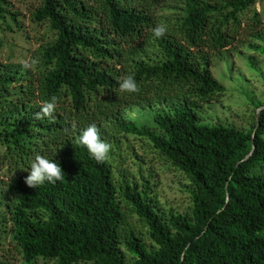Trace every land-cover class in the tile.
<instances>
[{
  "label": "trees",
  "instance_id": "16d2710c",
  "mask_svg": "<svg viewBox=\"0 0 264 264\" xmlns=\"http://www.w3.org/2000/svg\"><path fill=\"white\" fill-rule=\"evenodd\" d=\"M258 2L40 0L32 20L53 36L30 67L0 60V264H19L8 235L23 264H264V102L250 97L248 129L203 115L225 93L214 60L247 44V26L248 48L264 52ZM22 15L0 0V29H24ZM129 74L137 93L119 91ZM52 97V116L35 119ZM92 124L109 144L148 137L190 180V209L161 208L151 180L115 161L120 148L97 162L77 143ZM37 155L58 163L63 181L28 187Z\"/></svg>",
  "mask_w": 264,
  "mask_h": 264
},
{
  "label": "rangeland",
  "instance_id": "374dc122",
  "mask_svg": "<svg viewBox=\"0 0 264 264\" xmlns=\"http://www.w3.org/2000/svg\"><path fill=\"white\" fill-rule=\"evenodd\" d=\"M17 8L22 12L24 29L10 31L0 29V60L3 62L27 63L29 64L35 52L53 36V32L47 24L38 25L33 22L31 13L40 0H13ZM261 12L264 20V0H259L253 8ZM250 19L245 17V24ZM16 28V27H15ZM251 28L247 26L243 34L244 46L237 45L234 49H228L223 61L214 60L212 73L224 87L225 93L211 103L204 106L205 121L213 124H232L239 128L248 129L253 126L255 107L250 104V97L254 101L264 102V52H257L248 48L255 41L250 37ZM241 51L243 54L236 51ZM226 53V52H225ZM253 58V64L250 60ZM251 68L250 64L256 65ZM261 111H256L260 115ZM136 114V112H134ZM117 144H120L117 147ZM111 150L122 151L124 158L120 155L115 161L121 163L123 170L145 176L152 182V196L157 199L161 208L186 212L192 206L190 193V180L180 171L173 169L156 152L148 137L135 134H123L118 140L111 142ZM4 170L0 171L3 173ZM142 183V180H140ZM145 230V229H144ZM149 240V239H148ZM4 247L16 255V261L20 262L19 254L10 244V235L4 238ZM38 264H54L40 260Z\"/></svg>",
  "mask_w": 264,
  "mask_h": 264
},
{
  "label": "clouds",
  "instance_id": "9594fccd",
  "mask_svg": "<svg viewBox=\"0 0 264 264\" xmlns=\"http://www.w3.org/2000/svg\"><path fill=\"white\" fill-rule=\"evenodd\" d=\"M152 32L154 36L160 37L165 34L166 28L163 25H157L152 29ZM24 67L27 68L30 65L25 63ZM139 90V86L133 75L129 74L119 80L120 92L137 93ZM56 100V97H52L51 101L42 104L40 111L34 113V118L43 120L45 117L52 116L56 108ZM77 143L84 146L97 162H103L107 158L111 148L109 143L101 140L99 129L95 124L89 125L81 132ZM27 172L28 175L25 177V183L31 188L43 185L45 181L55 184L57 181H63L64 179V171L61 166L43 155L35 157Z\"/></svg>",
  "mask_w": 264,
  "mask_h": 264
},
{
  "label": "water",
  "instance_id": "95a60500",
  "mask_svg": "<svg viewBox=\"0 0 264 264\" xmlns=\"http://www.w3.org/2000/svg\"><path fill=\"white\" fill-rule=\"evenodd\" d=\"M263 109H264V107H261L258 111H261V110H263ZM257 119H259V115L257 116ZM254 133H255V132H254ZM254 133H253V135H254ZM254 149H255V147L253 146V149H252L251 153L246 157L245 160H248V159L252 156V154H253V152H254Z\"/></svg>",
  "mask_w": 264,
  "mask_h": 264
}]
</instances>
